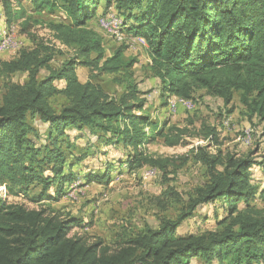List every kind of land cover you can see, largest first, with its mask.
<instances>
[{
	"label": "trees",
	"instance_id": "1",
	"mask_svg": "<svg viewBox=\"0 0 264 264\" xmlns=\"http://www.w3.org/2000/svg\"><path fill=\"white\" fill-rule=\"evenodd\" d=\"M27 3L32 12L63 13L47 27L53 40L72 49L73 55L52 67L61 51L54 43L35 41L22 4L2 0L5 23L20 21L22 33L33 44L17 49L10 60L0 59L1 77H26L22 83H5L0 97V186L7 196L22 195L36 205L65 196L66 187L78 180L72 166L86 156L67 160L76 148L70 132L86 141L95 137L100 146L130 147L126 163L131 170L144 165L164 169L169 163L168 158L147 154L145 144L158 138L168 146L182 141L184 129L167 128L166 122L159 126L144 114L145 99L130 81L135 60L125 58V46L107 55L91 22L96 19L98 24L108 11L121 19L123 33L144 40L153 75L165 92L190 100L194 91L203 89L221 98L226 107L238 92L248 117L264 122V0H115L114 9L112 0ZM79 67L97 74L124 72L127 85L119 95L109 94L91 79L81 82ZM57 95L64 103L55 110L50 99ZM35 122L45 126L42 132ZM204 139L207 144L192 148L191 156L205 168L206 181L194 189L177 217L163 218L157 228L122 231L113 248L102 240L88 243L74 233L89 225L77 216L57 214L50 206L7 202L0 195V264H190L198 257L218 264L264 260V207L255 202L264 199V187L252 180V169L264 161H257L254 151L244 156L219 148L213 152L219 143L214 127L206 128ZM84 177V183H108L110 166ZM36 186L39 191L32 194ZM166 194L180 202L173 188L168 187ZM213 203L225 213L216 218L215 228L177 234L185 219Z\"/></svg>",
	"mask_w": 264,
	"mask_h": 264
},
{
	"label": "rangeland",
	"instance_id": "2",
	"mask_svg": "<svg viewBox=\"0 0 264 264\" xmlns=\"http://www.w3.org/2000/svg\"><path fill=\"white\" fill-rule=\"evenodd\" d=\"M11 1L14 6L16 2H19L28 11V16L31 18L29 32L33 34L35 41L54 43V48L61 51L51 62L52 67H59L64 59L73 55L72 49L61 46L53 40L52 33L47 27L48 22L63 18L61 11L32 12L27 0ZM112 1L114 9L116 3L115 0ZM106 13V17L104 19L101 17L98 22L107 20L110 24L111 21L114 31L121 29L118 35L112 36L100 27V23L96 24V19H93L92 27L102 36L107 55L125 46L123 53L125 58L135 60L131 69L130 81L142 96L140 98L145 99L144 114L149 115L159 126L166 122L167 128L176 126L184 129L186 133L182 141L176 146H168L163 139L158 138L145 144L144 150L147 154L156 158H168L169 163L164 169L144 165L137 170H131L126 163L128 154L132 152L130 147L100 146L95 137L86 141L78 139L73 132H70V140L76 148L67 160L73 161L77 156L84 154L86 156L72 166L71 171L78 176V180L66 187L65 196L59 200H46L36 205L28 197L22 195L7 196L4 186H0V195L5 197L7 202L23 203L30 208L50 206L57 214L77 216L84 224L89 225L85 228H76L74 233L81 235L88 243L102 240L104 246L113 248L114 240L122 231L128 234L141 232L145 227L157 228L163 218L174 220L181 207L193 194L194 189L206 181L205 168L192 159L191 150L198 145L207 144L204 134L208 126L214 127L218 132L219 143L218 146L212 147L213 152L219 148L223 153L244 156L254 151L253 156L260 162L264 161V122L256 116L248 117L245 107L239 100L238 92L234 93L232 103L227 107L224 106L221 98L210 95L203 89L194 91L190 100L165 92L159 80L153 75L150 59L144 46L145 42L142 38L127 36L123 33L122 26L110 19V16L115 13L111 11ZM15 23L17 25L5 23L2 0H0V39L3 33L10 30L9 27L12 26L14 28L11 34L16 41L19 40L17 42H20L18 47H32L30 37L21 31L20 21ZM18 47L0 50V59L10 60L15 57ZM76 73L81 82L91 79L105 92L113 95H119L127 85L128 77L124 72L113 75L97 74L86 67H79ZM25 78L23 74H14L7 78L0 76V97L5 90V83L8 81L22 83ZM61 85V82L57 83V86ZM50 102L55 110H58L64 103V99L57 95L52 97ZM170 103L177 106L176 111H171ZM224 118L230 119L228 125H225ZM35 125L41 132L45 128L37 122ZM245 130L251 131L250 142H246L244 138ZM107 166H110L108 183H84L83 179L86 174H101ZM252 180L258 186L264 187V164L252 170ZM76 187H80L81 190L76 192V196L73 194V198L68 197L71 190L74 191ZM168 187L173 188L178 194L180 202H176L166 194ZM38 191L39 187L36 186L31 193ZM255 202L259 207H264L263 198L258 197ZM224 214V209L219 203L199 207L193 217L183 221L177 229V234H198L213 229L216 226V218L219 219ZM190 264L218 263L216 261L207 263L198 257L193 258ZM254 264H264V260Z\"/></svg>",
	"mask_w": 264,
	"mask_h": 264
},
{
	"label": "bare ground",
	"instance_id": "3",
	"mask_svg": "<svg viewBox=\"0 0 264 264\" xmlns=\"http://www.w3.org/2000/svg\"><path fill=\"white\" fill-rule=\"evenodd\" d=\"M112 15V14H111ZM106 17V14H105V16L104 17H102L101 19H104ZM110 19H113V20H115V22H116V24H119V26H121L122 25V22H121V19H119L118 17H116L114 14L112 15V16H110ZM98 23H100L99 25H100V27L103 29V30H105L108 34H110V35H112V36H115V35H118V32H121V29L120 30H118V31H114L113 29V24H112V22L110 21V24L108 23V21L107 20H100V22H98ZM98 25V26H99ZM13 28L14 27H12V26H10L9 27V29L10 30H8V31H6V32H4L3 33V35H2V38L0 39V50H3V49H5V50H9L10 48H16V47H18L19 45H20V42H17L15 39H14V37H13V35L11 34V32H12V30H13ZM2 40H7V42H11L9 45H2L1 46V44H2ZM142 41H144L143 39H142ZM19 48V47H18ZM225 121H226V124L225 125H228V123H229V121H230V119L229 118H226V119H224ZM245 134H246V138H250V136L248 135V131H245ZM71 189V188H70ZM72 192L69 194V196L68 197H71V198H73V190H71Z\"/></svg>",
	"mask_w": 264,
	"mask_h": 264
},
{
	"label": "built area",
	"instance_id": "4",
	"mask_svg": "<svg viewBox=\"0 0 264 264\" xmlns=\"http://www.w3.org/2000/svg\"><path fill=\"white\" fill-rule=\"evenodd\" d=\"M119 33H120V32H118V34H119ZM17 41H19V40H17ZM10 43H11V42H7V40H2V44H1V46H2V45H9ZM170 105H171V111H176L177 106H176V105H173L172 103H170ZM248 135H249V136H252L250 130H248ZM78 190H81V188H80V187H76V189L73 191L72 194H74V195L76 196V192H77Z\"/></svg>",
	"mask_w": 264,
	"mask_h": 264
},
{
	"label": "crops",
	"instance_id": "5",
	"mask_svg": "<svg viewBox=\"0 0 264 264\" xmlns=\"http://www.w3.org/2000/svg\"><path fill=\"white\" fill-rule=\"evenodd\" d=\"M98 12H99V11H98ZM90 22H91V21H90ZM91 23H93V20H92V22H91ZM254 168H255V167H254ZM254 168H253V169H254ZM253 169H252V170H253ZM257 169H258V168H257Z\"/></svg>",
	"mask_w": 264,
	"mask_h": 264
}]
</instances>
